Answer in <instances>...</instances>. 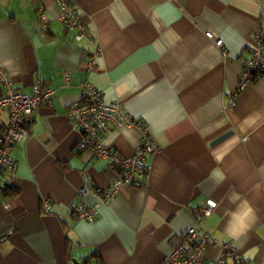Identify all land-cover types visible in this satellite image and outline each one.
Masks as SVG:
<instances>
[{
	"label": "crops",
	"instance_id": "crops-1",
	"mask_svg": "<svg viewBox=\"0 0 264 264\" xmlns=\"http://www.w3.org/2000/svg\"><path fill=\"white\" fill-rule=\"evenodd\" d=\"M69 1L87 31L77 41L55 1L0 0V69L10 85L25 93L36 83L55 88L27 121L28 137L13 146L14 169L1 175L0 264H159L194 226L264 264V78L240 91L228 115L220 111L253 35L264 41V0ZM95 48L98 69L86 71ZM85 80L145 120L159 148L147 157V185L120 188L91 222L69 203L96 201L79 194L84 175L101 193L117 171L76 148L80 131L67 111ZM6 120L0 115V129ZM139 140L137 129L122 127L105 143L129 156ZM206 199L216 207L198 217ZM249 208L248 228L232 238L233 213ZM219 253V246L206 251L209 259Z\"/></svg>",
	"mask_w": 264,
	"mask_h": 264
},
{
	"label": "built area",
	"instance_id": "built-area-1",
	"mask_svg": "<svg viewBox=\"0 0 264 264\" xmlns=\"http://www.w3.org/2000/svg\"><path fill=\"white\" fill-rule=\"evenodd\" d=\"M60 8L59 19L67 32H73L77 41L87 35L84 24L69 0H53ZM42 10V7H39ZM42 12V11H41ZM41 18L46 21L41 13ZM214 44L225 55L226 48L222 39H214ZM102 50L95 48L87 54L84 62L86 71L98 69V57ZM264 78V41L259 34H254L249 57L242 65V71L235 88L226 91L221 98L220 111L228 115L236 107V98L254 79ZM70 75H64V83L70 82ZM81 97L72 102L67 114L71 122L80 131V139L76 143L79 151H89L104 160L107 165L117 171V178L101 193L90 186L84 175L85 186L80 195L87 192L95 195L96 201L91 204L71 201L69 208L79 219L94 221L98 208L115 195L124 186L145 187L147 185L150 164L148 155L158 151V146L150 132L149 125L141 118L128 113L118 100L105 101L103 91L89 80L80 82ZM0 115L6 114L7 120L0 129V189L1 175L4 170L12 171L16 165L11 150L14 145L24 141L29 134L27 121L40 105L50 104L55 88L46 83H36L30 93L21 92L12 87L5 72L0 69ZM133 128L140 133V140L133 153L125 156L105 143V138L113 129ZM216 207L215 201L206 199L196 208L198 217L209 216ZM46 212L51 205L45 201ZM209 246H219L220 253L215 259L206 255ZM236 258L240 264H253L248 258L240 257L231 241H219L208 231H200L198 227H190L182 240L174 249L166 254L159 264H227V258Z\"/></svg>",
	"mask_w": 264,
	"mask_h": 264
},
{
	"label": "clouds",
	"instance_id": "clouds-1",
	"mask_svg": "<svg viewBox=\"0 0 264 264\" xmlns=\"http://www.w3.org/2000/svg\"><path fill=\"white\" fill-rule=\"evenodd\" d=\"M251 213V209H247L244 212H234L232 215V226L229 232V235L232 238H238L239 236L243 235L246 229L248 228V216Z\"/></svg>",
	"mask_w": 264,
	"mask_h": 264
}]
</instances>
